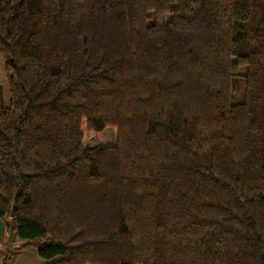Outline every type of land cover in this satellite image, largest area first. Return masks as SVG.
<instances>
[{
    "label": "trees",
    "instance_id": "16d2710c",
    "mask_svg": "<svg viewBox=\"0 0 264 264\" xmlns=\"http://www.w3.org/2000/svg\"><path fill=\"white\" fill-rule=\"evenodd\" d=\"M0 56L20 247L264 264V0H0Z\"/></svg>",
    "mask_w": 264,
    "mask_h": 264
},
{
    "label": "rangeland",
    "instance_id": "374dc122",
    "mask_svg": "<svg viewBox=\"0 0 264 264\" xmlns=\"http://www.w3.org/2000/svg\"><path fill=\"white\" fill-rule=\"evenodd\" d=\"M0 91H1L2 105L8 106L9 95L7 91L6 76L3 67V59L1 56H0ZM113 139L114 138L112 132L110 130H106L103 134V140L105 142H113ZM20 242L21 241L19 239L17 238L15 239L14 246L16 247V250L9 255V258L11 257L12 261L18 260V262H22L24 260H31V256L28 253V251H25L19 247ZM30 249L34 251V249L32 248Z\"/></svg>",
    "mask_w": 264,
    "mask_h": 264
},
{
    "label": "crops",
    "instance_id": "0c3cea01",
    "mask_svg": "<svg viewBox=\"0 0 264 264\" xmlns=\"http://www.w3.org/2000/svg\"><path fill=\"white\" fill-rule=\"evenodd\" d=\"M6 236H7L6 224L3 223V221L0 219V264H45V262L43 260H41L37 256L36 249L34 247H32V246L20 247V245H19V247L21 249H23L25 251H28V253L31 256V260H24L22 262H18V260L17 261H12L11 260V257L9 258V256L5 257V254L10 255L5 250V240H6ZM30 248L34 249V251L31 250Z\"/></svg>",
    "mask_w": 264,
    "mask_h": 264
},
{
    "label": "water",
    "instance_id": "95a60500",
    "mask_svg": "<svg viewBox=\"0 0 264 264\" xmlns=\"http://www.w3.org/2000/svg\"><path fill=\"white\" fill-rule=\"evenodd\" d=\"M14 207V203H12L9 210L8 219L6 220L7 236L5 240V250L9 254H12L16 249V247L14 246V241L16 239L13 225Z\"/></svg>",
    "mask_w": 264,
    "mask_h": 264
}]
</instances>
